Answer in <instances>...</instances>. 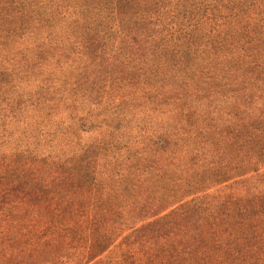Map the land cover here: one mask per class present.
<instances>
[{"label":"trees","instance_id":"1","mask_svg":"<svg viewBox=\"0 0 264 264\" xmlns=\"http://www.w3.org/2000/svg\"><path fill=\"white\" fill-rule=\"evenodd\" d=\"M45 5L28 56L36 11L0 0V213L22 198L47 219L45 258L1 227L0 264H264V0ZM77 58L31 105L12 98ZM112 74L145 89L105 106Z\"/></svg>","mask_w":264,"mask_h":264},{"label":"rangeland","instance_id":"2","mask_svg":"<svg viewBox=\"0 0 264 264\" xmlns=\"http://www.w3.org/2000/svg\"><path fill=\"white\" fill-rule=\"evenodd\" d=\"M25 2L32 3V9L36 11L35 18L38 20V23H33L37 25L34 28V31H29L27 33V37L24 40V45L28 48V56H31L40 49H42V54L45 53V47H47V30L45 28V21L44 19L49 18L51 12L47 9L45 5L46 0H21ZM38 16V17H37ZM40 17V19H39ZM43 19V20H42ZM41 25H43L41 27ZM66 27L63 28L59 25H56L55 29L53 28L51 32V36L56 38L61 35V31ZM47 39V41H46ZM83 64V60L77 58L74 61V64L65 66L62 70L59 69L58 66L55 67H48L45 66V63L42 66V72L35 76H29L26 78H22L23 80H18L15 82V85L12 88V98L16 101L18 99L22 100V104H30L32 99L30 96H35L36 90L39 89L40 86L45 85V82L49 79L57 80L62 78V76H68L72 74L75 69L80 67ZM50 75H53L52 77ZM51 77V78H50ZM108 85L106 91L103 93L102 101L103 104L105 103L107 106L109 103L112 104L117 99H120L121 102L125 101L126 99L130 98V96L138 97V95L142 94L145 89L142 82H135L127 81L122 84H118L115 80V75H110L108 79ZM111 107V105H110ZM122 106L121 108H123ZM32 114V112H31ZM59 116V115H58ZM57 116V117H58ZM47 126H45V129ZM45 146V145H44ZM35 169L37 174L45 177V161L44 162H37L35 165ZM15 167L19 172L22 170V166L15 164ZM21 206L16 209L15 214L20 215L19 218H15L11 222H3L4 213H0V228L5 227L8 228L11 232L18 231L16 237L21 242L20 245L24 249V252L21 254L24 258L29 257L28 254L34 253L40 259L45 258V222L47 221L45 217V209H39V207L32 206L29 208V211L24 214V207L28 206V201L26 199L20 200ZM22 215H26V217H22ZM23 226L24 228H21ZM33 250V251H32Z\"/></svg>","mask_w":264,"mask_h":264}]
</instances>
